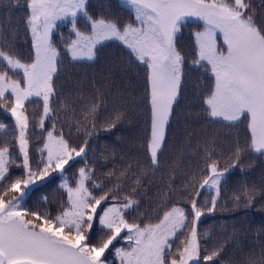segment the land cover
Listing matches in <instances>:
<instances>
[{
	"label": "snow or ice",
	"instance_id": "6c2138e0",
	"mask_svg": "<svg viewBox=\"0 0 264 264\" xmlns=\"http://www.w3.org/2000/svg\"><path fill=\"white\" fill-rule=\"evenodd\" d=\"M0 7L17 8L18 0H0ZM260 8L264 9V0ZM25 11V36H30L26 58L11 51L14 45L0 35L4 41L0 43V108L15 120L16 144L11 147H18L17 156L9 145L0 146V264H114L109 258L113 254L119 264L213 261L223 248L201 256L197 224L206 211L216 209L228 171L220 167L215 150L206 147L205 167L188 182L189 207L165 202L155 222L130 220L131 210L139 209L137 188L125 192L119 182L111 188L98 182L87 160L89 133L77 147L57 129L53 107L56 81L66 60L73 66L95 62L110 42L126 49L129 66H144L143 101L149 113L144 147L156 169L174 106L190 74H206L211 79L201 104L209 122L226 127L247 123L244 142L234 143L229 164L232 168L242 166L245 153L264 157V18L257 15L256 5L252 0H104L97 15L91 12L90 0H25ZM123 11L128 13L127 20L121 19ZM189 21L196 28L190 64L177 42L178 33ZM61 25H70V35L65 38L61 34L57 43L55 35ZM38 101H42L43 111L38 124L32 125L26 104ZM99 107L93 103L82 111L77 131L89 118L95 129ZM121 117L122 113H116L106 127H115ZM46 120L51 122L50 129ZM6 127L0 123V132ZM30 127L46 132L35 167ZM77 158L84 166L78 169L73 186L65 173ZM13 165L22 167L21 174L12 173ZM53 173L63 178L60 187L67 193L55 216L25 204L29 193L38 187L36 182ZM126 174L127 170L122 171L120 177ZM134 183L139 185V178ZM203 191L214 195L201 204ZM254 191L245 189L234 200L239 204L243 196L245 206H251ZM163 199L170 197L165 193ZM97 224L100 235L94 239ZM121 241L125 246H117Z\"/></svg>",
	"mask_w": 264,
	"mask_h": 264
},
{
	"label": "trees",
	"instance_id": "16d2710c",
	"mask_svg": "<svg viewBox=\"0 0 264 264\" xmlns=\"http://www.w3.org/2000/svg\"><path fill=\"white\" fill-rule=\"evenodd\" d=\"M103 3L104 0H90L91 12L98 15ZM252 3L257 7V15L264 18V9L260 8L262 0H252ZM18 4L19 7L13 9L0 7V35L6 37L10 45H14L11 51L26 58L30 36H25V0H18ZM120 15L121 19H128L126 11ZM69 29L70 25H61L55 35L57 43L61 34L65 38L70 35ZM195 30L189 21L178 33V48L188 64L194 56ZM127 61V50L118 42L106 45L95 62L73 66L66 60L60 79L56 81L57 97L53 102L57 129H62L65 138L77 147L84 143L85 133H89L87 160L94 167L98 182L102 181L107 188L119 182L125 192H131L136 187L139 209L131 210L129 219L143 222H155L156 217L162 215L160 205L165 202L169 205L177 202L179 206L189 207L188 182L194 173L199 176L205 167L206 147L213 148L220 159V167L228 171L221 185L216 209L213 212L206 211L200 218L197 232L201 256L210 254L214 248L222 247L223 251L213 261L201 260V264H264V157L245 153L242 166L229 167L232 147L237 140L244 142L247 123L242 122L239 127L210 123L202 111L201 96L211 78L201 72L192 73L178 104L174 106L166 144L160 156L161 163L154 169L144 147L149 120L143 101L145 70L143 65L129 66ZM93 103L100 104L95 114V129L89 118L86 125L79 124L77 131V121H83L82 111ZM26 110L30 124H38L39 115L43 111L42 101L27 103ZM116 113H122L119 122L115 127H106ZM0 123L7 126L5 132H0V146L9 145L14 155L18 156V147H11L16 144L15 123L4 108H0ZM45 126L50 129L51 122L46 120ZM44 135L46 132L39 127L29 128L33 167L40 160L39 148L42 147ZM19 162L22 163L21 158ZM82 166L83 162L77 158L65 173L70 185L74 186L78 169ZM10 170L14 175H19L22 167L13 165ZM125 170L127 174L120 177V173ZM113 171L115 175H107ZM137 178L139 185L134 183ZM63 182L60 174H53L37 184L38 187L33 188L26 198V206L55 216L61 204L67 200L66 191L60 187ZM253 188L255 191L251 206H245L243 196L241 202L236 203L235 195ZM165 193L170 197L167 201L163 199ZM212 195L214 193L203 191L200 203L210 201ZM98 228L97 224L93 230V236H96L94 239L100 235L96 230ZM117 246L125 245L121 241ZM109 258L114 260V264H119L114 254Z\"/></svg>",
	"mask_w": 264,
	"mask_h": 264
},
{
	"label": "rangeland",
	"instance_id": "374dc122",
	"mask_svg": "<svg viewBox=\"0 0 264 264\" xmlns=\"http://www.w3.org/2000/svg\"><path fill=\"white\" fill-rule=\"evenodd\" d=\"M9 115L11 116L10 112H9ZM12 119H13V121H14V123H15V120H14L13 117H12ZM17 150H18V149H17ZM21 159H22V158H21ZM53 174H59V173H53ZM53 174H52V175H53ZM46 179H47V178H45V180H46ZM45 180H44V181H45ZM42 182H43V181H39V180H38L36 183H37V184H40V183H42ZM97 232H98V231H97ZM98 233H99V232H98ZM99 234H100V233H99ZM93 237H96V236H93ZM200 264H201V262H200Z\"/></svg>",
	"mask_w": 264,
	"mask_h": 264
}]
</instances>
